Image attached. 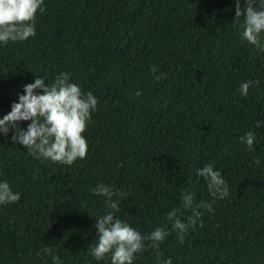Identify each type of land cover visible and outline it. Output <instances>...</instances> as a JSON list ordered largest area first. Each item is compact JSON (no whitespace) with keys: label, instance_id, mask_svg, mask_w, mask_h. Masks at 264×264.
Masks as SVG:
<instances>
[{"label":"trees","instance_id":"trees-1","mask_svg":"<svg viewBox=\"0 0 264 264\" xmlns=\"http://www.w3.org/2000/svg\"><path fill=\"white\" fill-rule=\"evenodd\" d=\"M44 9L35 36L0 47V116L36 75L51 82L60 72L98 104L86 157L72 165L34 158L0 136V179L21 194L0 205V264H52V255L110 264L87 249L94 216L106 211L92 188L124 193L116 215L147 234L168 223L182 191L213 199L195 173L207 163L229 196L204 210L183 243L170 232L134 264H264V126L255 127L264 119V53L241 42L235 0H44ZM250 79L258 83L241 96ZM250 130L248 149L239 137Z\"/></svg>","mask_w":264,"mask_h":264},{"label":"clouds","instance_id":"clouds-1","mask_svg":"<svg viewBox=\"0 0 264 264\" xmlns=\"http://www.w3.org/2000/svg\"><path fill=\"white\" fill-rule=\"evenodd\" d=\"M44 10V0H0V47L9 41L23 42L35 36L36 14ZM241 16V42H247L257 52L264 53V0H235V19ZM151 71L155 73L157 68L153 66ZM163 75H155L154 79L160 80ZM257 83L251 79L241 81L237 91L246 97L250 87ZM97 104V97L91 91H82L79 84L72 82L70 73L60 72L51 82L36 75L33 82L22 86V92L11 104L10 111L0 116V136L10 138L13 144L25 146L34 158L72 165L77 159L86 157L88 141L84 133ZM21 121L29 122L26 128L20 125ZM262 126L264 119L255 121V127ZM239 140L251 149L256 141L255 132L247 131ZM195 173L198 179L205 181L213 199L197 202L191 191H182L180 207H173L166 213L168 223L154 227L147 234L116 215L120 198L125 194L114 192L111 185L98 183L92 192L104 197L106 211L94 216L96 235L87 247L90 256L97 262L107 258L110 264H134L137 254L149 248L158 249L170 232H175L183 243L188 229L203 223L204 210L212 212V205L217 200L229 196L227 182L212 163L196 168ZM20 195L12 190L8 180L0 179V205L13 204L19 201ZM181 210L190 212L186 219L178 215ZM43 252L49 254L51 249L45 247ZM51 261L52 264H63L58 255H52ZM160 264H172V260L167 258Z\"/></svg>","mask_w":264,"mask_h":264}]
</instances>
